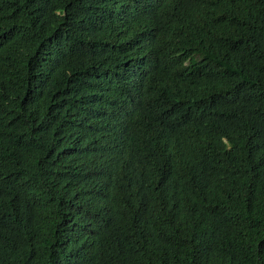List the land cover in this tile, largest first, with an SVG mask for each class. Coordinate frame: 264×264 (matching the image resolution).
<instances>
[{
	"label": "trees",
	"instance_id": "trees-1",
	"mask_svg": "<svg viewBox=\"0 0 264 264\" xmlns=\"http://www.w3.org/2000/svg\"><path fill=\"white\" fill-rule=\"evenodd\" d=\"M0 264H264V0H0Z\"/></svg>",
	"mask_w": 264,
	"mask_h": 264
}]
</instances>
